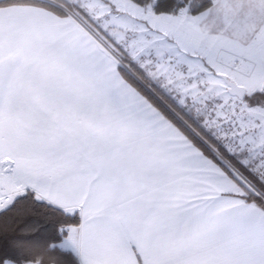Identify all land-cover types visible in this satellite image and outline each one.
<instances>
[{
  "label": "snow or ice",
  "instance_id": "obj_1",
  "mask_svg": "<svg viewBox=\"0 0 264 264\" xmlns=\"http://www.w3.org/2000/svg\"><path fill=\"white\" fill-rule=\"evenodd\" d=\"M0 264H264V0H0Z\"/></svg>",
  "mask_w": 264,
  "mask_h": 264
}]
</instances>
